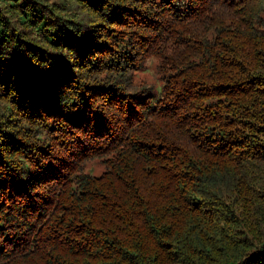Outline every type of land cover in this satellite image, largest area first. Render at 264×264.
I'll use <instances>...</instances> for the list:
<instances>
[{
  "label": "trees",
  "instance_id": "obj_1",
  "mask_svg": "<svg viewBox=\"0 0 264 264\" xmlns=\"http://www.w3.org/2000/svg\"><path fill=\"white\" fill-rule=\"evenodd\" d=\"M0 264H264V0H0Z\"/></svg>",
  "mask_w": 264,
  "mask_h": 264
},
{
  "label": "rangeland",
  "instance_id": "obj_2",
  "mask_svg": "<svg viewBox=\"0 0 264 264\" xmlns=\"http://www.w3.org/2000/svg\"><path fill=\"white\" fill-rule=\"evenodd\" d=\"M158 61L155 58H150L149 62L141 69H138L133 73V82L135 85L143 84L142 87L152 88V93L155 96H159L161 90V82L157 73ZM109 157L105 156L102 158H90L83 160L78 165V168L83 174L90 177L98 178L105 169L104 162Z\"/></svg>",
  "mask_w": 264,
  "mask_h": 264
}]
</instances>
